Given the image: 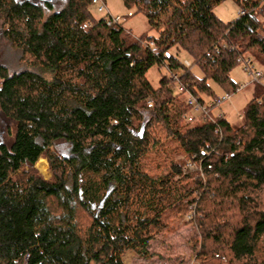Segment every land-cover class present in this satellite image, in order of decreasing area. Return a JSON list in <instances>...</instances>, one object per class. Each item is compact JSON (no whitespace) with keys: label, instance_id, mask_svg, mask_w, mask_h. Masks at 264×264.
Returning a JSON list of instances; mask_svg holds the SVG:
<instances>
[{"label":"trees","instance_id":"trees-1","mask_svg":"<svg viewBox=\"0 0 264 264\" xmlns=\"http://www.w3.org/2000/svg\"><path fill=\"white\" fill-rule=\"evenodd\" d=\"M123 3L155 36L96 20L94 0H0V264H125L153 245L174 264H264V89L237 127L209 105L240 59L264 69V0ZM28 131L50 181L19 157Z\"/></svg>","mask_w":264,"mask_h":264},{"label":"rangeland","instance_id":"rangeland-1","mask_svg":"<svg viewBox=\"0 0 264 264\" xmlns=\"http://www.w3.org/2000/svg\"><path fill=\"white\" fill-rule=\"evenodd\" d=\"M64 3L65 1H60L59 4L56 5V10L61 9L65 5ZM91 12L96 20H115L117 18H121V24L124 26V28L137 37H141L144 34L149 33L147 20L143 16L132 18V16L135 14V11L128 10L124 6L123 0H107L105 4L99 3L97 5H93ZM215 15L224 23H230L239 17L240 10L231 1H226L216 8ZM262 21L264 22V19H262ZM149 34L155 36L153 33ZM0 54L6 55L4 51H0ZM255 66L258 70L264 72V69H260L256 64ZM193 72L198 76H201L197 69H194ZM167 74L168 72L166 70H158L155 68L148 74V80L154 87H158V83L161 78ZM231 79L233 81V86L229 88V91L219 87L215 83L210 84L217 95V99L216 101H210L209 105L212 106L213 103H218V105L213 109V114L216 117L225 116V118L232 125L237 127L242 124L241 117L245 106L253 99L255 86L254 83L251 82V79H249L244 73L243 65L238 66V68L234 70V72L231 74ZM236 86H243L244 88L237 93H232V89H234ZM227 95H230L231 98L230 100L224 101ZM13 128V123L0 115V136L5 141H10L8 133L10 130H13ZM34 139L35 134L32 131H28L27 144L21 150L19 157L21 159L28 157L29 159L35 160L37 163H35V167L39 171L40 175L46 181H50L52 173L47 162L46 164L49 171L48 177L43 175L38 168L39 161L43 159L40 158V150L33 145ZM63 150V154L70 155L68 150ZM174 174L176 176V182L185 189L193 188L200 181L197 177L198 174H186L184 169L176 168L174 169ZM150 253H155L157 256L154 254V256L150 259L144 260L133 254H127L124 258L125 264H174L173 262L167 260L170 257L169 253L172 252H168L163 245H153L150 249ZM161 257H164V260H162Z\"/></svg>","mask_w":264,"mask_h":264},{"label":"built area","instance_id":"built-area-1","mask_svg":"<svg viewBox=\"0 0 264 264\" xmlns=\"http://www.w3.org/2000/svg\"><path fill=\"white\" fill-rule=\"evenodd\" d=\"M99 3H102L100 0H94V5H97ZM109 21V24H117V23H121L122 22V19L121 18H117L115 20H108ZM150 47L153 48L154 47V44L151 43L150 44ZM240 63H242V65L244 66V73L247 75V77L249 79H251V82L260 86L261 88L264 89V72H262L261 70H258L252 63L251 60H247V59H240L239 60ZM187 67H190L191 64L190 62L186 61L184 63ZM243 87L242 86H239L237 89H236V93L240 90H242ZM179 91L180 92H183L184 89L183 88H179ZM188 98V103L189 105L191 106H196V100H194L191 96H187ZM231 96L230 95H227L224 99V101H227V100H230ZM218 105V103H217ZM212 107V106H211ZM195 111L198 112L199 111V108H195ZM189 121H191V118H189ZM188 170H192V171H198L200 172L199 169H196L195 166L193 164H189L188 165Z\"/></svg>","mask_w":264,"mask_h":264},{"label":"bare ground","instance_id":"bare-ground-1","mask_svg":"<svg viewBox=\"0 0 264 264\" xmlns=\"http://www.w3.org/2000/svg\"><path fill=\"white\" fill-rule=\"evenodd\" d=\"M240 15H243V14L240 13ZM38 168H39L40 172H41L43 175H46L47 177L49 176L48 166H47L45 160H40V161H39Z\"/></svg>","mask_w":264,"mask_h":264},{"label":"water","instance_id":"water-1","mask_svg":"<svg viewBox=\"0 0 264 264\" xmlns=\"http://www.w3.org/2000/svg\"><path fill=\"white\" fill-rule=\"evenodd\" d=\"M144 128H145V127H143V129H142V133H141V134H143V133H144ZM102 205H103V203H102Z\"/></svg>","mask_w":264,"mask_h":264},{"label":"crops","instance_id":"crops-1","mask_svg":"<svg viewBox=\"0 0 264 264\" xmlns=\"http://www.w3.org/2000/svg\"><path fill=\"white\" fill-rule=\"evenodd\" d=\"M243 87V86H242ZM244 88V87H243Z\"/></svg>","mask_w":264,"mask_h":264}]
</instances>
